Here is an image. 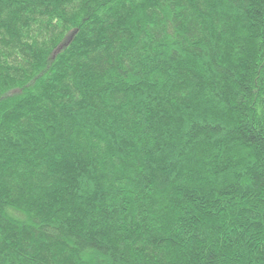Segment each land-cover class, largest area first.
I'll use <instances>...</instances> for the list:
<instances>
[{
    "label": "trees",
    "instance_id": "obj_1",
    "mask_svg": "<svg viewBox=\"0 0 264 264\" xmlns=\"http://www.w3.org/2000/svg\"><path fill=\"white\" fill-rule=\"evenodd\" d=\"M0 264H264V0H0Z\"/></svg>",
    "mask_w": 264,
    "mask_h": 264
}]
</instances>
